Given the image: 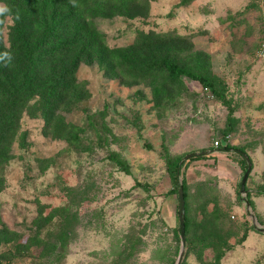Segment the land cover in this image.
Segmentation results:
<instances>
[{
	"label": "rangeland",
	"instance_id": "obj_1",
	"mask_svg": "<svg viewBox=\"0 0 264 264\" xmlns=\"http://www.w3.org/2000/svg\"><path fill=\"white\" fill-rule=\"evenodd\" d=\"M231 1L137 0L130 14L91 19L100 38L87 42L111 57L85 51L48 122L31 100L3 124L0 264H175L167 163L194 152L206 155L183 159L178 176L188 219L179 264H264V8ZM2 20L8 45L13 18ZM64 35L74 40L72 26ZM81 47L37 81L57 79ZM165 58L199 68L223 97L170 76Z\"/></svg>",
	"mask_w": 264,
	"mask_h": 264
},
{
	"label": "trees",
	"instance_id": "obj_2",
	"mask_svg": "<svg viewBox=\"0 0 264 264\" xmlns=\"http://www.w3.org/2000/svg\"><path fill=\"white\" fill-rule=\"evenodd\" d=\"M4 9L0 12V29L3 25L2 17L11 14L13 24L9 31L8 45H5L0 30V93H9L0 99V137L2 135L3 124L6 123L14 109H21L34 100L38 103L43 118L48 122L49 115L53 111L55 102L62 91L68 86L67 75L73 73L83 60V54L93 46L97 50H90L102 57L100 63L110 58L112 52L107 51L103 45L89 43L91 40L97 41L100 36L98 30L93 27L91 19L102 16L110 17L115 14H130L132 8L137 6V0H1ZM140 5L136 9H140ZM72 26L75 35L74 40L69 41L64 35L65 31ZM146 37L147 34H140L139 37ZM150 38H154L157 44L164 38L163 35L152 33ZM89 39V42H87ZM92 42V41H91ZM98 42V41H97ZM81 43V50L73 56V61L58 72L57 79L49 84H41L37 78L42 74V69L47 67L48 62H59L60 56H64L72 51L75 44ZM84 44V45H83ZM100 46V47H98ZM108 52V53H106ZM70 57V55H69ZM104 58V59H103ZM85 59V58H84ZM132 60L131 58H129ZM172 77L185 76L191 80L198 81L202 86L209 89L216 97H223L214 89V81L209 75L201 73L198 69L174 60L164 59L160 63ZM115 65H109V70H114ZM52 88V90H49ZM66 89H69L66 88ZM54 94L55 100L50 104L48 97ZM11 97L16 102H10ZM9 101V103H7ZM226 103V102H225ZM227 104V103H226ZM229 108V107H228ZM230 109V108H229ZM223 136L225 134L223 133ZM225 151L233 150L229 144L221 147ZM236 150V149H235ZM242 153V152H241ZM240 153V154H241ZM206 154L192 155L187 160L200 159ZM179 160L167 163L168 176L173 185L170 193L177 194L179 184L183 187L184 197V234L186 233L188 219L186 214V185L183 179H179L181 166ZM180 180V182H179ZM178 200V198H177ZM178 207V204H177ZM178 219V210H177ZM178 222V221H177ZM179 225V224H178ZM201 227H204L201 226ZM179 229V227H178ZM208 231V230H207ZM208 236V235H207ZM200 239L207 240L206 236Z\"/></svg>",
	"mask_w": 264,
	"mask_h": 264
},
{
	"label": "water",
	"instance_id": "obj_3",
	"mask_svg": "<svg viewBox=\"0 0 264 264\" xmlns=\"http://www.w3.org/2000/svg\"><path fill=\"white\" fill-rule=\"evenodd\" d=\"M204 152H194L191 154H187L186 156H184L180 161H179V165L181 164V162L183 161V159H188L189 157H191L192 155H197V154H202ZM243 156H245L242 153ZM246 163H247V168L244 171L242 178H241V182H240V192L243 193L245 191V182L246 179L248 177L249 171L251 169V165L249 163V160L245 157ZM177 198H178V224H179V236H180V242H181V248L178 254V260L175 264H179V261L181 260V257L183 255V250L185 247V234H184V197H183V187L181 184H179L178 189H177ZM245 203L248 205L249 203L247 201H245ZM249 206V205H248ZM262 231L264 230V228H261Z\"/></svg>",
	"mask_w": 264,
	"mask_h": 264
},
{
	"label": "crops",
	"instance_id": "obj_4",
	"mask_svg": "<svg viewBox=\"0 0 264 264\" xmlns=\"http://www.w3.org/2000/svg\"><path fill=\"white\" fill-rule=\"evenodd\" d=\"M215 2V1H214ZM232 3H237V4H241V5H244L247 6V5H253V7H262L264 8V0H233L231 1ZM254 2V3H253ZM251 3V4H249ZM227 153V152H226ZM224 163V162H222Z\"/></svg>",
	"mask_w": 264,
	"mask_h": 264
},
{
	"label": "built area",
	"instance_id": "obj_5",
	"mask_svg": "<svg viewBox=\"0 0 264 264\" xmlns=\"http://www.w3.org/2000/svg\"><path fill=\"white\" fill-rule=\"evenodd\" d=\"M258 57H261V58L264 57V45L262 46V49L258 52ZM220 143L221 142H219L217 140L214 142L215 145H219Z\"/></svg>",
	"mask_w": 264,
	"mask_h": 264
}]
</instances>
